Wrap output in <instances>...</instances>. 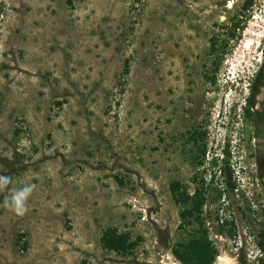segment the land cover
I'll list each match as a JSON object with an SVG mask.
<instances>
[{
  "label": "rangeland",
  "instance_id": "374dc122",
  "mask_svg": "<svg viewBox=\"0 0 264 264\" xmlns=\"http://www.w3.org/2000/svg\"><path fill=\"white\" fill-rule=\"evenodd\" d=\"M243 1L0 0V264H183L172 248L196 225L181 226L174 181L202 193L213 264H232V240L253 262L264 192L242 118L264 0L231 54L211 48ZM27 184L21 217L6 200ZM108 228L137 242L130 254L102 247Z\"/></svg>",
  "mask_w": 264,
  "mask_h": 264
},
{
  "label": "trees",
  "instance_id": "16d2710c",
  "mask_svg": "<svg viewBox=\"0 0 264 264\" xmlns=\"http://www.w3.org/2000/svg\"><path fill=\"white\" fill-rule=\"evenodd\" d=\"M254 0H244L241 7V12L245 14V18L237 20L229 26L230 35L224 42L211 41V48L213 51L218 52L219 48H226V53L231 54L236 41L240 38L246 27V19L251 16ZM241 19V18H240ZM233 40L234 45L229 46V41ZM227 45V46H225ZM219 46V48H218ZM217 67H213L211 73H208L207 79L214 83L216 80ZM124 72H128V60L124 62ZM250 96H246V100H250ZM247 115H250V111L246 109ZM225 157L222 159V169L225 171V166L229 163L228 151L223 150ZM217 159L213 160V164L216 165ZM262 176V173H260ZM173 199L176 203H182L184 208L180 211L179 216L181 220V226H193L195 229L189 233L185 240L176 242V245L172 248L173 255L183 264H213L217 250L208 240L206 230L203 226L201 217V209L204 203L202 193L196 191L193 195L188 194L187 190L181 187L178 181H174L170 185ZM221 192H218L217 196L220 197ZM227 235L234 236V227L231 226ZM260 240L258 241V247L264 251V230L260 232ZM101 245L104 249L115 251L120 254H130L133 247L136 245V241H130L129 234L127 232H119L115 228H108L101 236ZM246 252L243 248L239 250V263L238 264H264V258H257L255 262L251 263L246 258Z\"/></svg>",
  "mask_w": 264,
  "mask_h": 264
},
{
  "label": "flooded vegetation",
  "instance_id": "af4514ba",
  "mask_svg": "<svg viewBox=\"0 0 264 264\" xmlns=\"http://www.w3.org/2000/svg\"><path fill=\"white\" fill-rule=\"evenodd\" d=\"M247 96L243 107V146L246 156L252 161L255 179L259 190L264 192V56L260 60L257 70L252 76ZM250 115H247L246 109ZM262 173V176H260ZM264 199V197H263ZM230 223V222H227ZM235 236V235H234ZM233 236V237H234ZM239 250L234 254L232 264L239 263ZM245 251V250H244ZM246 255V254H245ZM248 260V259H247ZM249 261V260H248ZM256 260H254L255 262ZM250 262V261H249ZM253 263V262H251Z\"/></svg>",
  "mask_w": 264,
  "mask_h": 264
},
{
  "label": "clouds",
  "instance_id": "9594fccd",
  "mask_svg": "<svg viewBox=\"0 0 264 264\" xmlns=\"http://www.w3.org/2000/svg\"><path fill=\"white\" fill-rule=\"evenodd\" d=\"M235 80V79H234ZM11 183V177L0 175V192L7 189ZM34 185L27 184L11 193L10 199L6 200L7 206L18 216H24L28 211V201L34 191Z\"/></svg>",
  "mask_w": 264,
  "mask_h": 264
},
{
  "label": "built area",
  "instance_id": "2783aa9c",
  "mask_svg": "<svg viewBox=\"0 0 264 264\" xmlns=\"http://www.w3.org/2000/svg\"><path fill=\"white\" fill-rule=\"evenodd\" d=\"M243 170L245 171L244 168H240V167H239V168L236 170V172H237V174H239V173H243V172H244ZM231 243L234 244V245L236 244V246H237V247H234V248H233L235 252H236L238 249H241V248L244 249V246H243V244H242V241H240V243L237 244V243L235 242V240H232ZM248 257H249V256H248ZM257 258H264V251L261 250L260 248H258V251H257L256 255H254V257L252 258L251 261H254V260H256Z\"/></svg>",
  "mask_w": 264,
  "mask_h": 264
},
{
  "label": "bare ground",
  "instance_id": "6f19581e",
  "mask_svg": "<svg viewBox=\"0 0 264 264\" xmlns=\"http://www.w3.org/2000/svg\"><path fill=\"white\" fill-rule=\"evenodd\" d=\"M254 26V25H253ZM246 34H253L250 30H246ZM241 46V45H240ZM250 46H248V44H242V48H246V49H249ZM254 262V261H253ZM174 264H177V263H174Z\"/></svg>",
  "mask_w": 264,
  "mask_h": 264
}]
</instances>
